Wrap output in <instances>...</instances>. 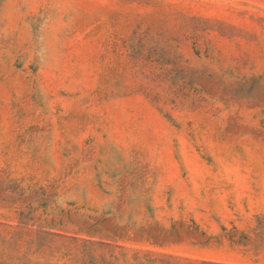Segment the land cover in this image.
I'll return each mask as SVG.
<instances>
[{
	"label": "rangeland",
	"instance_id": "obj_1",
	"mask_svg": "<svg viewBox=\"0 0 264 264\" xmlns=\"http://www.w3.org/2000/svg\"><path fill=\"white\" fill-rule=\"evenodd\" d=\"M0 264H264V0H0Z\"/></svg>",
	"mask_w": 264,
	"mask_h": 264
}]
</instances>
